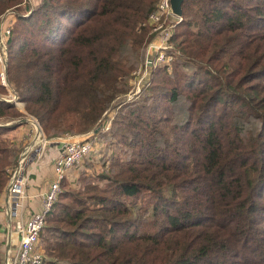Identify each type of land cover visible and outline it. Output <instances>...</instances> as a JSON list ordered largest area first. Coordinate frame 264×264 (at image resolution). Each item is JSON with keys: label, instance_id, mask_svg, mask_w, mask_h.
Here are the masks:
<instances>
[{"label": "trees", "instance_id": "trees-1", "mask_svg": "<svg viewBox=\"0 0 264 264\" xmlns=\"http://www.w3.org/2000/svg\"><path fill=\"white\" fill-rule=\"evenodd\" d=\"M22 2L0 0V16ZM158 2L39 0L18 18L9 79L47 138L95 130L128 93ZM182 7L173 69L113 109L95 160L61 182L43 264H264V0ZM26 115L0 100V119ZM20 122L0 125V199L27 144L8 139Z\"/></svg>", "mask_w": 264, "mask_h": 264}, {"label": "built area", "instance_id": "built-area-1", "mask_svg": "<svg viewBox=\"0 0 264 264\" xmlns=\"http://www.w3.org/2000/svg\"><path fill=\"white\" fill-rule=\"evenodd\" d=\"M29 3L30 0H23L21 5ZM30 13V10L22 11L17 7H12L0 16V85L6 89L5 93H0V100L12 102L20 109H24L25 103L20 99L9 79V40L18 18L28 16ZM181 21L182 16L174 13L171 0H159L147 21L154 37L146 50V59L142 66L133 71L130 90L123 95L125 98L121 104H118V108L123 103L141 96L156 67L165 66L168 71L172 70L173 61L179 54L172 43V37ZM113 111H107L99 121L97 128L91 131L94 136L111 128ZM26 114L33 119L35 130L33 128L32 131L35 135L27 136V144L20 153L17 164L8 168L9 179L1 198L6 211L5 219L0 216V234L4 230H10V232L15 230L18 236L17 249L14 248L13 251L10 245V243L13 244V240L9 233L6 235L4 264H43L45 256L39 245L40 236L46 225L47 217L62 192L61 182L68 177L75 166L80 165L95 150L92 138H76L77 134L60 137L62 153L53 164L54 178L50 180L46 190L40 194L39 208L26 216L23 201L27 195L30 175L34 166L42 159L45 147L50 141L37 119L27 112ZM12 123L14 122L0 119V125H11Z\"/></svg>", "mask_w": 264, "mask_h": 264}, {"label": "crops", "instance_id": "crops-1", "mask_svg": "<svg viewBox=\"0 0 264 264\" xmlns=\"http://www.w3.org/2000/svg\"><path fill=\"white\" fill-rule=\"evenodd\" d=\"M39 3V0H30L29 3V10L31 11L32 8ZM25 7V5H24ZM24 122V121H22ZM27 125V124H26ZM32 125V124H31ZM24 126V125H23ZM89 133L86 134H77L76 138L84 139L89 137ZM63 137V136H61ZM65 137V136H64ZM67 137V136H66ZM27 142V140H26ZM50 147V150H48V147ZM59 148H61V141L60 137L51 138L49 143L45 147L44 155L48 152L49 153V159H44V155L42 159L34 166L32 169V173L30 175L29 183L27 186V195L25 196V199L23 201V209L25 212V215L28 216L32 211L39 208L40 203V194L46 190L48 183L52 178H54V169L53 164L55 159L59 156ZM5 208L3 207V203H1L0 199V216L5 219ZM9 233V236H11L13 240V244L10 243L12 246V250L14 251V248L17 249V242H18V236L15 230L5 231L1 234V236H4L5 239V248H6V235Z\"/></svg>", "mask_w": 264, "mask_h": 264}, {"label": "rangeland", "instance_id": "rangeland-1", "mask_svg": "<svg viewBox=\"0 0 264 264\" xmlns=\"http://www.w3.org/2000/svg\"><path fill=\"white\" fill-rule=\"evenodd\" d=\"M148 48V47H147ZM147 50V49H146ZM179 55V54H178ZM177 55V56H178ZM177 58V57H176ZM146 59V51H145V53H144V56H143V59L137 64L138 65V67L137 68H139L140 66H142V64H143V62H144V60ZM173 69V68H172ZM132 78V77H131ZM121 98H117L114 102H113V105H112V110L113 109H117L118 108V104H121L122 102H123V98H125V96H120ZM20 109V108H19ZM23 109V108H22ZM22 109H20L22 112H24L25 114H26V112H25V106H24V111L22 110ZM33 119H31L28 115H26L23 119H18V120H15L14 122L15 123H19V121H24L23 123L22 122H20V123H22V124H20L19 126H18V128H16L15 130H13L12 132H10L9 133V135H8V139L9 140H11V141H13V142H15L17 145H22L24 142L26 143V140H27V136L29 135V134H32V135H35V133L32 131V129L34 128V130H35V127H34V124H33V121H32ZM35 120V119H34ZM35 122H36V120H35ZM27 124V125H26ZM32 124V125H31ZM24 125V126H23ZM39 125V124H38ZM37 131V130H36ZM97 135L96 136H94V134H93V132H90V134H89V137L88 138H92L93 140H94V143H95V150L93 151V154L92 155H90L88 158H86L76 169H75V174L78 176L79 174H80V171L82 170V169H84L85 168V164H86V160L88 159H90V158H93L94 160H95V158H96V154H98L97 153V150L99 149V148H101L102 147V142H101V140H99L100 142L98 143V146L96 147V144H97V141H96V139H97ZM97 157H99V156H97ZM74 172L72 171L71 173H69V175L68 176H72V178L74 177V178H76V175L74 174ZM40 248H41V250L43 251V249H42V246H40Z\"/></svg>", "mask_w": 264, "mask_h": 264}, {"label": "water", "instance_id": "water-1", "mask_svg": "<svg viewBox=\"0 0 264 264\" xmlns=\"http://www.w3.org/2000/svg\"><path fill=\"white\" fill-rule=\"evenodd\" d=\"M183 2L184 0H171L172 9L175 14L182 16L183 15Z\"/></svg>", "mask_w": 264, "mask_h": 264}]
</instances>
